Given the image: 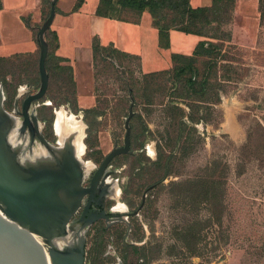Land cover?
<instances>
[{
    "label": "rangeland",
    "instance_id": "obj_1",
    "mask_svg": "<svg viewBox=\"0 0 264 264\" xmlns=\"http://www.w3.org/2000/svg\"><path fill=\"white\" fill-rule=\"evenodd\" d=\"M121 17L132 21L135 13L125 11ZM224 47L214 71L216 77L229 81L221 84L219 78H212L208 92L210 103H214L219 92L220 100L216 105L204 104L198 94L188 92L183 86L185 78L176 80L163 76L145 85L146 81L140 82L135 60L117 59L115 65L110 66L107 61L97 58L92 68L97 115L83 118L81 112L74 111L68 88L56 76L48 79L45 95L36 107L42 135L49 143L56 141V113L63 111L73 115L83 125L85 149L81 160L93 166H97L113 146L122 145L128 96L132 98L129 139L133 155L118 156L111 163L114 172L111 178L117 180L119 189L117 201L112 200L111 206L118 202L126 208L135 207L147 187L161 182L146 193L139 216L131 220L136 233L127 241L142 248L145 259L140 256L142 251L137 259L127 253L124 264H264V31L258 39V50ZM205 61L198 59L193 66L199 75L207 72ZM36 62L37 54L27 60L22 74L15 71L19 77L27 74L37 80L35 85L23 83L16 87L15 94L18 88L25 87V93L18 98V106L26 95L37 90ZM6 79L10 81L8 77ZM7 92L9 96L3 93V108L9 112L15 94L11 97L9 90ZM179 115H191L203 122L190 124L183 119L187 125L183 134L185 141L178 151V144L174 145L173 139ZM41 120H45V124ZM183 148L188 152L185 155ZM169 153L174 158L173 164L163 173L152 163L159 154L161 167ZM210 162L218 165L215 176H220L221 170L225 173L221 230L227 235L228 244L220 249L213 261L205 263V255L187 258L179 243L170 249L176 244L174 227H183L190 221L201 225L207 217L203 204L198 203L195 213L187 206L174 208L171 184L194 177L205 178L207 173L204 171ZM218 231L220 229L212 228L207 239L216 241ZM110 262L115 261L111 259Z\"/></svg>",
    "mask_w": 264,
    "mask_h": 264
},
{
    "label": "water",
    "instance_id": "obj_2",
    "mask_svg": "<svg viewBox=\"0 0 264 264\" xmlns=\"http://www.w3.org/2000/svg\"><path fill=\"white\" fill-rule=\"evenodd\" d=\"M55 1H49L46 17L35 28L36 92L27 95L18 106L21 92L17 91L12 109L7 112L0 86V264H83L84 234L71 231L70 219L82 198L91 196L92 188L103 182L108 163L116 156L133 155L129 141V121L133 116L130 95L122 145L112 147L102 158L89 188L82 187L86 175L82 161L75 157L72 137L53 146L41 134L36 107L48 86L44 34L52 21ZM35 144L44 150V155L32 154ZM152 188L144 191L142 200ZM125 217L118 219L126 223Z\"/></svg>",
    "mask_w": 264,
    "mask_h": 264
},
{
    "label": "trees",
    "instance_id": "obj_3",
    "mask_svg": "<svg viewBox=\"0 0 264 264\" xmlns=\"http://www.w3.org/2000/svg\"><path fill=\"white\" fill-rule=\"evenodd\" d=\"M50 0H40V11L42 15V21L48 13V6ZM79 1L76 2L72 8V12L76 11L79 6ZM233 0H212V5L209 8H196L192 9L188 5V0H99L95 9V16L100 18H106L116 21L124 20L121 15L125 11L135 13V18L132 22L136 23L139 15L142 12H146L151 21V26L157 32V45L160 49H166L168 47V32L177 31L186 35H194L201 37L204 41H200L194 47L190 56L171 55V68L166 71L150 74H140L138 68V58L119 52L112 45L100 46L95 38L91 41V60L92 68L97 58L108 64L115 65V60L127 59L136 61V69L140 76V82H145V85L149 84L148 81L152 79L170 76L169 79H183L185 78L184 88L188 92H194L198 94L204 104H218L220 100L219 92L215 95L214 103H210L208 100V92L211 89V79L219 78V82L223 84L229 81L224 77H216L215 68L219 63L218 57L221 54V49L224 46H232L229 44V35L222 29L229 21L230 12L232 10ZM259 11L264 12V0H259ZM25 26L30 29L33 38L35 39V30L29 26L26 20H22ZM44 40L47 45V54L44 62V68L48 75V79L53 77L59 78V82L65 85L69 90V94L72 96V103L74 105V111L78 112L75 104L74 96V83L71 76V69L66 65H61L64 60H61L54 56V50L56 49V37L47 30L44 34ZM50 40L53 42L52 49L50 48ZM32 58L29 55H14L8 58H0V86L5 94H8V90L11 93V97L15 94V89L18 85H35L37 80L31 79L29 75L24 74L23 77H19V74L24 72V67L27 65V60ZM198 59L206 60V73L199 75L197 70L194 69V65ZM229 68V67H224ZM15 71L21 72L16 74ZM214 71V72H213ZM187 74V76H186ZM6 77L10 79L7 81ZM198 79V80H197ZM221 88V86H219ZM130 92V89H127ZM3 92V93H4ZM220 92H223L222 88ZM14 98V97H13ZM64 102L67 99H63ZM209 102V103H208ZM94 107L86 110H82L83 118L88 115H97V104L94 101ZM177 108V107H175ZM179 112L180 109L177 108ZM187 119L190 124L202 123L200 118H194L191 115L183 117L179 115L176 123V133L173 139V143L177 142L178 151L179 145L183 144L185 139L183 138L184 129L186 123L183 119ZM45 124V120H41ZM49 121V120H48ZM47 121V123H48ZM183 154H187V149H182ZM161 156H157V160L152 165L163 173L169 170L173 164V157L167 155L164 158L169 159L167 169L164 170V163L160 167ZM217 163L210 162L206 165L205 178L194 177L195 179L180 180L177 183H172V197L174 198V208L187 206L188 210L195 213L197 206L203 204L207 217L203 220L201 225L195 221L184 224L183 227L173 228V239L176 244L170 246V249H174L177 243L185 251L187 258L203 257L205 255V263H209L215 259L216 254L221 248H224L228 243L227 235H224L222 227V212H223V197L225 186V173L221 170L215 176L217 172ZM217 228L220 231L217 232L218 237L214 240L207 239V235L211 229ZM203 230V235L201 232ZM213 232V230H212ZM136 233V232H134ZM139 251H142L143 259H145V252L142 248H131V255H135L136 259L139 257ZM141 258V257H140ZM138 261H141L138 259ZM143 263V261H141Z\"/></svg>",
    "mask_w": 264,
    "mask_h": 264
},
{
    "label": "crops",
    "instance_id": "obj_4",
    "mask_svg": "<svg viewBox=\"0 0 264 264\" xmlns=\"http://www.w3.org/2000/svg\"><path fill=\"white\" fill-rule=\"evenodd\" d=\"M79 1L78 9L72 8ZM99 0H56L48 30L56 37L54 56L71 69L78 112L94 107L92 87L91 41L112 45L119 52L138 58L140 74L157 73L171 68V55L190 56L196 44L204 41L194 35L168 32V47L157 45V32L150 17L142 12L136 23L95 16ZM192 9L209 8L212 0H188ZM259 0H233L229 21L222 28L229 44L240 50H258L264 31V12ZM34 30L42 22L40 0H0V58L37 54L35 39L22 20ZM229 125V123H228Z\"/></svg>",
    "mask_w": 264,
    "mask_h": 264
},
{
    "label": "flooded vegetation",
    "instance_id": "obj_5",
    "mask_svg": "<svg viewBox=\"0 0 264 264\" xmlns=\"http://www.w3.org/2000/svg\"><path fill=\"white\" fill-rule=\"evenodd\" d=\"M24 88L25 87H20L16 90V92L20 91V94L23 95L25 93ZM54 138L56 139V137ZM57 140L52 143H49L47 140L46 141L53 146H57L59 145L56 143ZM35 145L37 146V144ZM33 147L32 151L34 152ZM113 159L108 163L107 167L105 168L108 174L104 178L103 182H98L92 188L91 196L85 195L82 198L78 209L76 210L69 222V226L73 233L84 234L83 264H117L118 262L120 264H124V257L127 253H131L132 247H135L132 242H129L127 240L129 237H132V234L135 232L134 225L131 220L134 217L139 216L144 206L145 197L144 200L141 199L142 194L144 192L141 194L140 201L135 207L126 208L124 205H121L118 202H116L115 206H111L112 200L117 201L116 199L119 194L117 180H113L111 178L112 174L114 173L111 169V163ZM168 161L169 159H166L164 162L165 171L167 169ZM99 163L100 161L97 163V166H93L91 164L93 168L85 176L82 187L89 188L90 178L92 177V174L98 167ZM160 182L161 180L157 183L150 185L153 186V188L149 191H152ZM113 214L117 215V217H112L111 215ZM122 215H126V217L124 218L126 223L118 219ZM104 217H106V219H104ZM111 259H114L115 262L111 263Z\"/></svg>",
    "mask_w": 264,
    "mask_h": 264
},
{
    "label": "bare ground",
    "instance_id": "obj_6",
    "mask_svg": "<svg viewBox=\"0 0 264 264\" xmlns=\"http://www.w3.org/2000/svg\"><path fill=\"white\" fill-rule=\"evenodd\" d=\"M54 131L58 138L57 143L61 144L67 137H72V146L74 148L75 157L80 161L84 154V144H83V125L74 116L67 115L63 111L56 113V119L54 122ZM33 155H44L43 149L37 145L34 152L31 150ZM83 173L87 175L92 169L89 163H84L82 161ZM75 229V228H74Z\"/></svg>",
    "mask_w": 264,
    "mask_h": 264
}]
</instances>
